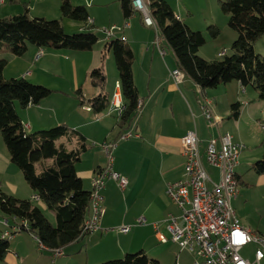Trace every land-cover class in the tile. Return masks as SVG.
<instances>
[{
  "label": "crops",
  "instance_id": "1",
  "mask_svg": "<svg viewBox=\"0 0 264 264\" xmlns=\"http://www.w3.org/2000/svg\"><path fill=\"white\" fill-rule=\"evenodd\" d=\"M145 1L147 2V0ZM55 2L57 8L61 0H55ZM73 4L89 7L87 12L94 28L105 23H113L100 28L98 41L93 48L90 51L79 52L29 45L22 56H15L7 52L6 55L1 54L0 58L6 59L7 63L21 61L22 65L11 76L5 74L6 65L3 69V77L5 79L25 77L27 80L35 82L40 80V76H43L47 81L52 82L50 79L53 76H81L82 73L84 76H88L89 72L100 64L108 74V69L112 66V54L110 51L102 54L103 46L106 41L117 38L123 40L133 51L132 75L142 107L128 126L120 125L113 113L108 114L106 110L94 113L91 109H86L88 104L86 102L82 104L81 98L87 101L97 95L100 89L92 86L91 83L86 85V81L78 87L76 79H72V84H67V87L59 84V81L57 83L53 80L54 83L50 87L54 89L38 104L21 107L16 103L17 113L27 132H35L64 123L70 129L77 130L84 136L88 148L75 164V170L82 180L83 187L88 191L93 188V177L107 165L108 159L101 145L105 142L117 141L111 149L112 169L126 178L127 184L124 189H120L115 180L107 179L105 181L101 190L103 213L99 229L85 235L88 236L86 240H84L86 238L84 236L66 246L62 250V256L67 248L68 257L72 256L70 253L82 255L84 252V264H96L107 259L122 257L125 253L143 250L147 255L164 264L161 259L163 250L166 245L170 244L173 249H176L175 252L177 251L174 253V264H192L193 261L190 259L188 262L180 260L179 255L187 250L180 248L177 250L178 245L171 241L159 242L156 228L153 226L156 224L158 231L165 234V232L167 233L165 228L167 215L179 214V209L166 193V184L183 177L184 156L181 138L188 130L196 132L205 169L211 179L217 181L219 178L218 169L208 165L204 158V150L209 138L219 139L233 126H236L238 130L244 115L252 119L254 127L259 131V124H256L254 120L264 124V100L259 99L257 91L251 86L243 87L236 80L220 84L215 88L200 89L192 79L182 75L183 81L175 84L170 77V71L176 67L173 52L171 56L168 55L169 52L167 54L165 51V55L162 56L154 44L155 34H158L157 26H146L140 13L134 10L129 17H125L122 13L120 0H76ZM27 9L28 12L27 10L25 12L28 14L33 6L31 5ZM102 9L108 13L105 23L100 22L102 17L100 10ZM172 9L179 19L186 22L176 12V9L173 7ZM52 10L54 11V8ZM110 10L111 15H114L112 17L109 16ZM61 23L67 33L81 31L85 26L83 23L68 19L62 20ZM115 23L122 24V26L114 25ZM111 26H115V29L108 36L102 29ZM188 26L191 28L189 24ZM159 38L162 41L160 36ZM161 46L164 48L162 42ZM38 53L40 56L36 57ZM29 68L31 69L29 70ZM105 79L108 77H104L103 91L110 96L114 87L113 90L106 87ZM117 83L116 80L115 84ZM78 89L81 91V97L76 93ZM206 97L212 100L209 107L213 124H209L202 114L201 104ZM233 103H239L240 106L237 118L231 117ZM128 127L135 130L138 137L118 141L119 135L128 130ZM230 136L234 143L238 142L236 139L241 138L238 131ZM262 141V148L254 155H251L255 152L251 149L240 152L243 158L250 160V168L254 161L264 155V139ZM74 144L75 140L73 139L69 143L66 142V147L70 149ZM114 154L122 155L121 163L117 166L114 165ZM209 169L215 171L211 172ZM236 175L238 183H243L242 175ZM0 186L6 194L19 199H32L34 195L20 169L11 162L3 140H0ZM241 191L238 190L239 193ZM239 193L235 198L230 199L231 207L232 200L236 199ZM39 203L41 209H45L44 205ZM139 217L145 219L144 223H137ZM11 224L13 222H8L0 214V238L4 232L12 230ZM126 224H129L130 230L125 234L120 233L117 228L121 225L126 226ZM241 224L253 233L257 232V230ZM258 235L263 237L259 231ZM8 238L9 251L5 260L0 264H27L41 258H53L49 252L44 251L37 238L28 231H18ZM97 246L100 249L94 253L92 250Z\"/></svg>",
  "mask_w": 264,
  "mask_h": 264
},
{
  "label": "trees",
  "instance_id": "2",
  "mask_svg": "<svg viewBox=\"0 0 264 264\" xmlns=\"http://www.w3.org/2000/svg\"><path fill=\"white\" fill-rule=\"evenodd\" d=\"M122 13L129 17L134 11L130 0H120ZM151 16L161 32L162 38L173 52L176 67L182 74L192 79L200 89L215 88L232 80L241 86H251L264 100V56L256 54L253 43L264 34V0H225L221 9L228 14V25L237 32L226 53L214 60L198 55L205 43L201 31L192 30L179 19L166 0H144ZM62 17L85 24L81 31L67 33L59 19L30 17L26 12L10 17H0V52L5 50L12 55L22 56L29 45L38 48L90 51L98 37L90 25L87 8L74 5L71 0H61ZM213 36L219 33L211 26ZM111 52L118 71L125 110L119 124L128 126L133 120L139 99L133 81V51L121 39L105 42L102 54ZM103 56V55H102ZM7 60L0 58V134L9 152L11 162L23 174L33 194L38 196L45 209L54 214L50 222L41 207L33 199H19L6 194L0 186V214L19 231L32 233L44 251L54 256L69 244L88 234L85 222L91 213V191L83 183L75 170V164L88 148L84 136L64 123L47 129L27 132L16 110L38 104L52 92V89L30 82L25 77L5 79L3 69ZM88 77L92 86L100 92L87 101L94 113L107 109L110 96L103 91L104 71L101 66L93 68ZM77 95L81 97L80 89ZM239 103L231 105V117L237 118ZM75 140L72 148L66 142ZM45 161H50L45 164ZM40 165V171L37 170ZM251 168L264 174V155L254 161ZM238 180V179H237ZM4 234V233H3ZM3 236V235H2ZM9 251V238H0V262ZM96 264H161L143 250L125 253L122 257L107 259Z\"/></svg>",
  "mask_w": 264,
  "mask_h": 264
},
{
  "label": "built area",
  "instance_id": "3",
  "mask_svg": "<svg viewBox=\"0 0 264 264\" xmlns=\"http://www.w3.org/2000/svg\"><path fill=\"white\" fill-rule=\"evenodd\" d=\"M132 9L139 12L143 23L153 27L147 19L143 5L139 0H130ZM92 21L90 25H92ZM115 26L103 28L102 30L110 36ZM154 44L158 47L159 53L165 55V49L161 46V41L155 35ZM222 52H226L223 50ZM40 53L36 55L39 57ZM170 77L175 84L183 81L175 67L170 71ZM123 98H116V93L112 91L106 112L113 113L119 119L124 109ZM142 107L136 111L135 116ZM87 110L91 107L87 105ZM202 114L209 124H213L209 116V103L206 98L201 104ZM134 116V117H135ZM264 131V124H261ZM131 137H138L135 130L122 132L118 141ZM117 142V141H116ZM116 142H105L101 145L107 156V165L101 168L92 179L94 187V198L91 202V213L89 216L88 233L99 229L100 218L103 213V196L101 190L107 179L115 180L120 189H124L127 180L112 169L113 156L111 149ZM219 144V146H217ZM199 140L194 130H188L181 138L182 154L184 156L183 177L179 180L166 184V193L172 202L179 209V214H168L165 220L167 234L158 231L156 224V235L159 242L171 241L182 250H187L194 256L192 264H260L264 258V243L257 237H252L246 232L239 219L234 217V209L230 205V199L238 194L237 186H233L228 179L230 168H234L239 160L240 151L244 146L232 145L230 138L226 134L216 139L209 138L204 150V158L208 165L216 167L219 172L217 181H213L206 171L203 156L199 150ZM32 198H38L33 195ZM145 219L138 218V224L144 223ZM21 227H15L14 231H19ZM120 233H126L130 226L121 225L117 228ZM12 233L4 232L2 237H11ZM248 244H254V259L250 261L244 258L240 252ZM61 254H54L53 257Z\"/></svg>",
  "mask_w": 264,
  "mask_h": 264
},
{
  "label": "rangeland",
  "instance_id": "4",
  "mask_svg": "<svg viewBox=\"0 0 264 264\" xmlns=\"http://www.w3.org/2000/svg\"><path fill=\"white\" fill-rule=\"evenodd\" d=\"M71 1L75 3L76 0H71ZM166 1L170 4V6L176 9V12L191 26L190 29L198 30L202 32L205 38V43L199 48L198 55H200L201 57L207 60H214V59L219 58L220 56L225 55L226 53H230V46L232 44V41L236 38L237 32L234 29L229 27L228 25L229 16L228 14L223 12L220 7L221 2L225 0H166ZM31 5L33 6V9L29 10V13H28L30 17L42 16L47 19H59L60 21L67 20V18L65 19L64 17H62L60 13V4L56 8L55 0H46V1L16 0L14 2H12L11 0H0V15H1L0 17H10L13 15H17L19 13H23L26 10L28 12L27 7H31ZM52 8H54V11L52 10ZM86 8L88 10L89 7H86ZM100 11L102 12V17L100 19V22L105 23L108 19V13H106L104 9ZM109 16L110 17L114 16V15H111V10L109 11ZM112 24L113 23L111 22L110 24L105 23L102 25H98L97 28L93 29V31L96 33L98 37L101 31L100 30L101 27L110 26ZM116 24L117 23H115L114 25ZM117 26H122V24H117ZM211 26H216L219 29V33L216 36H213L211 34L210 29H209ZM158 34L161 37V40H162L161 42L163 43V47L166 53L168 54L169 52L168 55L172 56V51L170 48L167 47L166 42L162 38L161 32L159 31V29H158ZM253 48L256 54L264 56V34L253 43ZM223 50H225L226 52H222ZM1 54L6 55L7 51L3 50L1 51L0 55ZM111 56H112L113 61L111 60L112 66H110V68L108 69V74H106L104 67L102 68L104 69L103 70L104 76L108 77V79H105V86L110 87L111 90H113V87H114V90H115L116 88L114 85H115L116 80L119 83L118 71L114 64L113 55ZM6 65L7 66H6L5 74L7 76H11L13 75V73H16L15 71L19 69V67L22 65V62L21 61L8 62ZM101 65L102 64L98 66H101ZM30 69L31 68H29V70ZM182 75L183 74L181 71V76ZM62 77L53 76L52 79H50L52 80L51 82V81H47L45 77L40 76L39 77L40 80H36V81L33 80L35 82H32V83L43 85L50 89H54L50 87V85H53L52 83H54L53 80H55L57 83L59 81V84L64 85V87H67V84L68 85L72 84V79L78 80V87L79 85H82L85 81L87 82L86 85L90 83L89 77L84 76L83 73L81 74V76L65 75ZM207 99L210 105L212 100L209 98ZM137 110L138 109H136V111ZM223 119L225 120L226 116L223 117ZM254 122L256 124H259V127H258L259 131L256 130V128L254 127V123H252V119H250L249 116L247 115H244L242 117L240 128H238V130L236 126H233V127H230L229 128L230 130L228 131V134L230 133L232 135L234 133H237V131L240 133L241 138L236 139L238 142H235V143L240 144L241 146L243 145L244 147L242 150L244 151L246 149L254 150L255 152H253V154L251 155H254V153H257L260 151V148H262V145H263L262 140L264 139V131L260 128V122L257 123V120H254ZM0 140L2 141L1 134H0ZM121 160H122V155L118 156L114 154V162H115L114 165L115 166L120 164ZM239 161L242 163H240ZM249 161H250L249 159L243 158L242 154H239L238 162L240 164H238L235 167V172L236 174L242 175L241 178H242L243 183L241 184L238 183L237 185L238 190L240 191L242 190V191L240 193L238 192L239 196L236 199L232 200V208L235 210L236 216L241 223H243L247 227H250L253 230H257L256 232L257 234H258V231L261 232V235L264 238V174H258L254 171L253 168H250L251 163ZM49 162L50 161H45L44 163L48 164ZM37 170L40 171V165H37ZM209 170L211 172L215 171L213 169H209ZM37 204L39 205L40 203L37 202ZM42 210L44 214L46 215V217L48 218V220L53 223L54 214L47 209H42ZM126 226H129V224H126ZM167 233L165 232V234ZM87 237L84 238V240H86ZM254 247H255L254 244H248L241 250L240 254L244 258H247L250 261H253ZM99 249H100L99 246H97L93 248L92 251L94 253H97ZM66 250H64L63 256L61 252L60 256L53 257L51 259L41 258L35 262L34 260L30 261L27 264H31V263L33 264H84L85 262L83 261V258L85 255L84 252H82V255H74V253H70L72 254V256L68 257L69 255H67L68 253L66 252ZM175 250L176 249H173L170 244L166 245L165 249L163 250L164 252L163 256L161 258L164 264L166 263L174 264V261H175L174 253H177V251L175 252ZM177 250H180L179 246L177 247ZM179 256H180L181 262H184V261L188 262L189 259L193 261V255L191 253H188L187 251H183V253ZM91 259H92V255H91ZM260 264H264V259L261 261Z\"/></svg>",
  "mask_w": 264,
  "mask_h": 264
},
{
  "label": "bare ground",
  "instance_id": "5",
  "mask_svg": "<svg viewBox=\"0 0 264 264\" xmlns=\"http://www.w3.org/2000/svg\"><path fill=\"white\" fill-rule=\"evenodd\" d=\"M139 3L143 5V8L145 9V14H146L147 19H149V20L151 21V23L153 24V27L156 26V25H155V22H154V20H153V18H152V16H151V13H150V10H149L147 4L144 2V0H139ZM156 36L159 38V36H158L157 33H156ZM159 40H160V38H159ZM177 70H178V73H179L180 76H181V71H180L179 69H177ZM115 88H116V89L114 90V92L116 93V98H123V97H122L121 88H120V84H119V83L115 84ZM242 92H244V89H242ZM206 100H208V99L206 98ZM207 102H208V101H207ZM139 107H140V103L138 104V108H139ZM124 110H125V106H124L123 111H124ZM123 111H122V112H123ZM121 114H122V113H121ZM120 116H121V115H120ZM209 116L212 118V113H211L210 109H209ZM226 138H230V142L232 143V145H239V146H241L240 144L234 143V142L232 141L231 136H230L228 133H226ZM238 164H239V162L236 163V166H237ZM236 166H235V167H236ZM235 167H234V168H230V171L228 172V179L230 180V183H231L233 186H237V185H238V180H237V175H236V172H235ZM93 198H94V187H93L92 190H91V200H92ZM32 199H33V200H38V198H32ZM92 202H93V200H92ZM234 217L237 218V216L235 215V212H234ZM237 219H238V218H237ZM88 223H89V218H88V219L86 220V222H85V227H86L87 230H88ZM246 232L250 233L252 237H257V238L259 239V241H261V242L264 243V238H263V237L259 236V235L256 234V233H253V232H252L251 230H249L248 228H246ZM41 247H42V245H41ZM55 254H61V251H56Z\"/></svg>",
  "mask_w": 264,
  "mask_h": 264
}]
</instances>
